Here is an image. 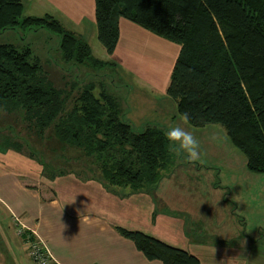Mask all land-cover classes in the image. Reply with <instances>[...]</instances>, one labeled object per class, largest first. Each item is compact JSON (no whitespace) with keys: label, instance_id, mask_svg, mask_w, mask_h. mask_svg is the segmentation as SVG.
<instances>
[{"label":"trees","instance_id":"trees-1","mask_svg":"<svg viewBox=\"0 0 264 264\" xmlns=\"http://www.w3.org/2000/svg\"><path fill=\"white\" fill-rule=\"evenodd\" d=\"M95 7L98 38L109 54L118 48L122 17L180 45L167 95L193 125L224 126L249 169L264 173V0H95ZM18 25L58 34L65 63L94 69L114 64L95 57L89 42L55 16H24L22 0H0V31ZM69 99L30 47L0 44V112L19 115L29 134L59 145L53 158L66 163L59 175L131 186L134 193L154 191L178 159L168 150L166 128L135 129L117 97L105 89L97 95L95 85L81 91L71 107ZM5 139L8 144L14 138ZM10 147L20 150L22 144ZM85 159L91 167H82L81 174L73 167ZM116 229L150 260L203 264L142 230Z\"/></svg>","mask_w":264,"mask_h":264},{"label":"rangeland","instance_id":"rangeland-1","mask_svg":"<svg viewBox=\"0 0 264 264\" xmlns=\"http://www.w3.org/2000/svg\"><path fill=\"white\" fill-rule=\"evenodd\" d=\"M89 1L94 3V0H85L78 7L67 3V7L61 11L55 3L36 0L34 5L37 9L33 10L43 8L38 10L40 15L45 13V9L51 11L49 13H59V16L64 18L66 29L84 35L87 42L89 41L95 57L112 62L113 65L94 69L87 64L65 63L58 49L61 37L48 28L35 29L18 25L17 28L0 31V44H12L18 49L30 47L43 63L54 84L68 91L70 107L81 91L87 89V86L95 85L97 95L105 89L117 97L123 113H126L127 119H130L137 130L148 125L167 129L171 125L179 124L192 131L201 142V160L187 163L183 155L178 156L176 164L159 180L157 194L164 199L162 207L168 203L173 208L180 206L188 210L191 208L192 211L200 210L205 214V218L211 219L213 229L208 228V234L216 235L214 231H219L218 237H224L229 243L238 242V245L243 241L245 249L251 239V245L253 243L257 246L255 252L259 250V255H263L264 173L249 169L246 154L234 145L221 124L195 126L189 120L187 123L182 121L177 102L167 95L164 88L169 82L175 62L173 52L179 45L167 40L171 42L169 44L160 39L161 37L151 40L143 35L128 43L124 51L119 46L112 56L98 38L97 25L91 17L93 7ZM64 3L66 4V1ZM26 15L28 14L24 11V16ZM153 44L166 48L172 57H169L168 52L162 53L161 49ZM171 45L172 49L168 47ZM148 47L149 50H146ZM134 57L143 58L141 64ZM213 135L217 137L215 141L210 139ZM7 136L14 138L8 141V144L5 142ZM13 142L22 144V149L10 147ZM0 144L21 154L17 155L16 160L1 158L0 170L11 168L20 171L21 168V171H29L34 182L44 188L47 194L51 191L55 195L56 190L61 188L52 183L64 182L62 176L65 174L59 175L58 168L66 164L65 160L59 156L53 158V147L57 150L59 145L51 139L49 141V138L42 140L29 134L19 115L0 112ZM68 155L72 156L74 152H68ZM81 162L83 163L75 164L73 168L77 172L82 171V174V167L86 166V171L91 165L86 159ZM114 194L119 200L120 194ZM204 204L208 205L207 210L203 207ZM108 208L113 220L126 217V211L111 206ZM116 226L129 229L120 223ZM240 233L243 235L242 239L236 236Z\"/></svg>","mask_w":264,"mask_h":264},{"label":"crops","instance_id":"crops-1","mask_svg":"<svg viewBox=\"0 0 264 264\" xmlns=\"http://www.w3.org/2000/svg\"><path fill=\"white\" fill-rule=\"evenodd\" d=\"M45 1L55 3L61 11L67 7V3L78 7L85 2ZM22 2L28 15L51 14L63 24L64 18L59 13H49L51 11L45 9V13L40 15L38 10L43 9L41 7L34 11L36 0ZM89 3L93 7L91 17L96 24L95 0ZM143 35L151 40L160 38L127 18L120 19L118 47L122 51L128 43ZM164 41L171 44L166 39ZM153 45L172 57L166 48ZM172 46L168 47L172 49ZM176 47L173 52L174 61L180 51V45ZM134 58L141 64L143 58ZM169 83L164 87L165 92ZM17 155L20 156V152L0 144V159L16 160ZM31 176L29 171H21V168L20 171L11 168L0 170V264H37L30 257L24 238L19 233L21 227L46 243L56 264H164L161 260L148 259L134 241L118 232L117 223L182 247L198 256L203 264H260V261L264 264V254L260 256L259 250L255 252L257 246L253 243L251 245V239L245 249L243 241L238 245V242L229 243L224 237H218L219 231H214L216 235L208 234L207 229L212 227L211 219L205 218L200 210L192 211L191 208L188 210L180 206L173 208L168 203L162 207L164 199L157 194L158 187L151 192L134 193L131 186L107 187L106 182H84L75 174H69L62 176V184L52 182L54 186L61 187L54 195L51 191L45 193L46 190L38 186ZM114 192L120 194L119 200ZM108 206L126 211V217L113 220ZM203 207L208 209L207 204ZM197 214L201 217H196ZM236 236L242 239L243 235L240 233Z\"/></svg>","mask_w":264,"mask_h":264},{"label":"clouds","instance_id":"clouds-1","mask_svg":"<svg viewBox=\"0 0 264 264\" xmlns=\"http://www.w3.org/2000/svg\"><path fill=\"white\" fill-rule=\"evenodd\" d=\"M181 119L187 123L189 120L188 114H183ZM164 136L168 141L167 147L169 152L177 156L183 155L187 163H196L201 160V142L192 131H188L179 124H176L169 126L164 131ZM210 139L215 141L217 137L213 135Z\"/></svg>","mask_w":264,"mask_h":264},{"label":"built area","instance_id":"built-area-1","mask_svg":"<svg viewBox=\"0 0 264 264\" xmlns=\"http://www.w3.org/2000/svg\"><path fill=\"white\" fill-rule=\"evenodd\" d=\"M19 233L24 238L30 257L37 264H56L55 258L46 243L32 232L26 231L24 227L19 228Z\"/></svg>","mask_w":264,"mask_h":264}]
</instances>
